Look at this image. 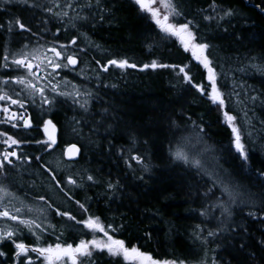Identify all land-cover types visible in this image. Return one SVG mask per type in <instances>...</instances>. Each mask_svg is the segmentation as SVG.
<instances>
[{"label": "trees", "instance_id": "trees-1", "mask_svg": "<svg viewBox=\"0 0 264 264\" xmlns=\"http://www.w3.org/2000/svg\"><path fill=\"white\" fill-rule=\"evenodd\" d=\"M58 2L63 6L65 0ZM33 3L53 6L51 0H28V5ZM92 3L95 5L96 0ZM212 4L213 0H180L184 13L180 22L193 21L198 25L193 28L198 41L202 38V42L210 45L208 52L217 73L218 87L226 94V108L221 110L186 83L178 69L141 70L144 64L154 60L162 64H186L194 82L206 84L203 68L183 50L178 39L166 37L134 0H100L99 7L83 11L65 8L69 16L77 12L90 14V22L79 29L88 37L84 43L75 29L64 30L68 27V17L63 18L61 26L55 18H50V13L29 7L23 0L0 4V25L4 26L0 29V64H3L5 48L12 53L27 44L26 51H30L38 46L37 41L47 48L54 41L67 44L75 36L79 47H86V53L78 57L82 60L78 68L62 73L57 80L66 78L70 83L67 86L61 83V86L72 89L74 84L82 91L93 93L89 111L83 112L71 98L61 96L56 97V104L43 115L38 104H29L35 130L43 119H52L56 124L58 146L49 154L43 147L34 148L28 143L19 153L40 156L42 160L33 159L31 163L17 160L11 166L6 165L7 175L0 174V185L14 194L5 197L24 207L22 218L36 219L45 228L48 221L56 226L54 230H47L42 244H54L57 236L61 242L73 245L81 239L92 238V233L82 224L55 215L53 210L59 207L60 211L75 215L77 220L86 219L88 215L100 217L106 226L112 224L118 229L109 234L156 260H184L185 264H200L201 260H206L211 264L216 257L220 264H264V245L260 244L264 240V223L261 222L264 211L260 210L264 198V11L261 10L264 0H215L216 11L212 10ZM228 9L233 10L234 15L219 19ZM209 15L215 19L205 20ZM16 18L30 26L32 32L14 26L9 33L8 22ZM44 20L49 21L46 26L42 24ZM57 28H61L58 37L54 35ZM109 59H128L137 67L112 66L107 72L101 71L96 61L106 65ZM3 71L7 75L0 79L24 73L12 68L0 69ZM12 87L16 85L0 84L5 91L10 92ZM228 93L232 95L229 97ZM253 96L257 97L254 103L249 99ZM245 108L251 125L242 119ZM224 110L237 116V124L244 133L247 161L234 148L231 129L223 122ZM73 118L80 122L73 123ZM173 121L181 130L173 126ZM193 121L204 129L201 134L204 143L197 141L198 129H194ZM0 131L23 141L36 136L29 130L14 131L5 124H0ZM248 132L252 133L251 137ZM181 136L186 139L181 140ZM69 144L80 148L78 159L69 162L70 168L64 167L66 160L61 156L62 148ZM205 145L210 151L204 152ZM2 148L0 144V151ZM170 148L197 156L209 171L222 169L221 175L227 173L232 183L242 186L256 206L233 205L234 216L223 226L225 230L215 238L207 237V231L217 228L223 219L220 209L213 207L216 197L222 200L228 197L221 196L217 188L215 197L206 198L203 193L211 186L209 178L197 175L195 168L176 161ZM132 156L143 158L148 170H144V164L132 160ZM57 158L62 162L60 168L55 172L48 170L56 168ZM54 174L64 178L63 191L51 181ZM68 175L81 186L67 185ZM87 175H93L97 182L87 181ZM117 181L116 189L108 188L109 182L116 184ZM40 196L53 205V210L46 213L48 221L45 222V214L27 211V207L46 208ZM77 200L85 204L87 213L79 208ZM205 209L210 213L207 217L200 215ZM250 211L255 217L248 215ZM9 223L15 226L14 222ZM197 225L204 229L199 239ZM21 239L30 245L36 242L27 229ZM204 239L209 243L204 244ZM241 244L245 245L243 249ZM0 251L6 254L0 257V264H23L24 257L19 260L14 257L11 241L0 243ZM29 255L36 259L35 253ZM94 257L95 264H128L122 257H111L106 252H94ZM37 264L42 262L37 261Z\"/></svg>", "mask_w": 264, "mask_h": 264}, {"label": "snow or ice", "instance_id": "snow-or-ice-1", "mask_svg": "<svg viewBox=\"0 0 264 264\" xmlns=\"http://www.w3.org/2000/svg\"><path fill=\"white\" fill-rule=\"evenodd\" d=\"M7 2L10 3L11 0H7ZM23 3L28 5V0H23ZM51 3L53 6L36 3L28 6L41 8L42 10L47 11L51 14L50 18H55L61 26L64 25L63 18L68 17V27L64 30L68 31L75 29L81 37V42H86L88 40L86 33L80 32L79 29L84 24L90 22V14L81 15L77 12L76 15L69 16V12L64 9L67 8L73 11L77 8L81 11L84 9L91 10L94 7H99L100 0H96L95 5H93L92 0H65L63 6L58 0H51ZM135 3L139 6V9L142 12L150 15L155 25L159 27L160 31L164 33L166 37H175L178 39L183 50L185 52H190L191 57L198 63V65H202L203 68L206 69L207 83H195L194 78L190 75V67L186 64H162L154 60L151 64H144L141 70L148 68L153 70L157 68H171L175 71L178 69V74H183L182 78L186 83L195 88L202 96L207 95L213 105H216L220 109H225L226 94L220 90V87H218L217 73L212 66L213 61L210 59V53L208 52L210 45L206 42H202V38L198 41L197 32L193 30V28H198V25H194L193 21L188 20L186 22H180V18L184 15L180 6V0H135ZM256 6L258 8L260 7L259 4ZM211 7L213 11H216L217 5L215 4V0H213ZM54 9L59 10L55 11ZM261 10L264 11V9ZM232 15H234L233 10L228 9L224 11L223 16H219V19L231 17ZM100 19H103V16H101ZM204 19L212 20L215 19V17L209 15L205 16ZM48 23V20L42 21V24L45 26ZM14 26H18L21 31L32 32L31 27L24 22H21L19 18H16L14 22H8L9 33L12 32ZM3 27V25H0V29ZM60 31L61 28H57L54 35L58 37ZM33 35H36V33H33ZM37 45V47L32 48L30 51H26L29 46L25 44L19 51L12 53L9 52L8 48H5L3 64H0V69L7 70L12 68L14 71L21 69L24 70V74L8 76L7 79H0V84L2 85L9 87L12 85L21 86L20 91H16L15 88H12L11 93L0 88V102H5L4 104H0V116H2V118H0V124H8L13 129L22 128L28 130L33 128V119L27 111V104H31L32 106L38 104L41 109V114L43 115L56 104V97L58 96L71 98L73 104L78 105L79 109L83 112L87 113L89 111L90 100L93 97V93L87 90L82 91L74 84L72 85V91H62L61 83L67 86L70 81L63 77L57 80L61 71L66 69L74 71L78 63H82V60L78 59V57L80 54L86 53V47H79L77 44V37L75 36L71 38L69 43L59 44L58 47L55 41L52 43L51 47L47 48L45 45L40 44L39 41H37ZM49 53L51 55H49ZM33 61H35V63ZM96 64L100 65V69L103 72L109 71V68L112 66L119 69L137 67V64L130 63L128 59H109L106 65H101L100 61L97 60ZM83 71L84 69L82 68L81 72ZM6 75V71L0 72V76ZM49 93H51V95ZM13 95H15L16 98H13ZM227 95L230 97L232 94L228 93ZM237 95L239 94L237 93ZM37 97H39V99H37ZM249 99L254 103L257 100V97L253 96ZM238 103L241 102L238 101ZM12 106H16L17 110H12ZM242 110L244 113L242 119L248 125H251V119L248 117V110L246 108ZM223 117L233 134V144L236 152L240 154L244 161H247L249 157L245 148V143L243 142L244 133L242 132L241 127L237 124V116L224 110ZM79 122L80 121L73 118V123L78 124ZM262 123H264V121H262ZM192 124L194 125V129H198L196 132L197 141L199 143H204L203 136L201 135L204 129L194 121ZM41 125L46 139L35 140V143L42 145L44 151L50 154L57 146V126L53 123L52 119H43ZM173 126L178 131L181 130V126L175 121H173ZM76 130L77 129L74 127L73 131ZM247 134L249 137L252 135L251 132H248ZM185 139V137L181 136V140ZM24 143H32V141H23L14 138V136L9 135L6 131H0V144L7 146V148L0 153V174L7 175L6 165H13L12 158L23 160L27 163H31L33 159L37 162L42 160V157L40 156L31 157L26 152L18 153L16 150H8L13 146L20 147ZM207 151H210V149L205 145L204 152ZM78 153L79 148H77L75 144L68 147L66 153H61V156L66 154L68 157V161L63 162L64 167L70 168L72 165L69 162L73 161ZM170 154L176 161L182 162L190 168H195L197 175L207 176L209 178L211 186L207 187L203 193L206 198L210 199L211 197H215L216 194L214 189L217 188L220 189L221 196L226 195L228 197L227 200H222L220 197H216L213 207L220 209V215L223 219L220 220L217 228L209 229L207 231V237L215 238L220 232L225 230L223 226L227 221L232 220L234 216L233 205L239 206L243 204L245 206H256L254 199L247 192L242 190V186L232 183L228 179L227 173L221 175V172H223L222 169H220L219 172L215 170L209 171V169L205 167L202 159L197 158V156H190L180 149L172 150L170 148ZM131 159L135 160L137 163L144 164V170H148V165L140 156H132ZM61 163L60 158H57L55 161L56 168H49L48 170L55 172L60 168ZM43 166L44 165H42V167ZM217 168H219L218 164ZM50 179L55 182L56 187H59L60 190L63 191V187H61V184L64 181L63 177L58 178L57 175L54 174ZM86 179L93 183L97 182L93 175H87ZM66 184L73 187L81 186L72 175L67 176ZM118 186L119 181H117L116 184L111 182L108 183L109 189L114 190ZM0 193L3 194L0 195V220L12 221L15 224L13 227L5 223V226L0 228V243L11 241L15 248L14 257L17 260H19L20 257H24L23 264H37V261H41L42 264H95L94 252H106L111 257H122L125 262H128V264H185L184 260H156L150 254L141 251L135 246L129 247L126 245L125 240L115 238L113 235L109 234L110 232L118 231V229L113 227L112 224L106 226L101 221L100 217L93 215H88L86 219L77 220L75 215L68 211H60L59 207H56L53 210V205L48 203L44 196H40L39 199L45 202L46 208L42 207L34 209L32 207H27V211L29 213L39 211L40 213L45 214L44 218L47 219L48 216L46 213H48V210H53L55 215L67 217L70 221L82 224L85 229L92 233V238L89 240L81 239L74 246L72 243L61 242L60 236H57L54 244H42L41 241L43 236L47 233V230L49 228L54 230L56 226L49 221L45 228L42 227V224L38 223L36 219L22 218L20 214L24 211V207H14V209L10 210L7 205L3 204L5 196L14 194L9 193L8 188L3 185H0ZM76 204L83 212H88V208L85 207V204L78 200L76 201ZM260 210L264 211V198L261 200ZM209 214L210 213L207 209L200 213L201 216L205 217ZM248 215L255 217V213L251 211ZM261 222L264 223V220ZM25 229H27L29 234L35 237V244H26L21 239ZM196 229L197 238L199 239V233L203 232L204 229L201 225H197ZM97 233H102L103 237H98L96 235ZM62 234L63 233H61V235ZM202 242L204 244L209 243L207 239H204ZM260 244L264 245V240H261ZM217 247H219V245ZM240 247L243 249L245 245L241 244ZM213 251L215 250L213 249ZM29 253H35L36 259L34 260ZM5 255L6 254L3 251H0V257ZM200 264H208V262L206 260H201ZM211 264H220V261L216 257H213Z\"/></svg>", "mask_w": 264, "mask_h": 264}, {"label": "flooded vegetation", "instance_id": "flooded-vegetation-1", "mask_svg": "<svg viewBox=\"0 0 264 264\" xmlns=\"http://www.w3.org/2000/svg\"><path fill=\"white\" fill-rule=\"evenodd\" d=\"M57 45V47L59 46V44H56ZM49 55H51L50 53H49ZM78 65H79V63H78ZM78 65L76 66V68H75V70L78 68ZM21 70H23V69H21ZM35 70V69H34ZM74 70V71H75ZM24 71V70H23ZM74 71H71V72H74ZM69 72V70H63V71H61L60 72V75L62 74V73H68ZM46 83V82H45ZM12 88H15V90L16 91H20V89H21V86H19V85H16V87H12ZM12 88H10V93H11V91H12ZM13 98H16L15 97V95H13ZM37 99H39V98H37ZM5 102H0V104H4ZM28 106H29V104H27V111H28V113L30 114V110H29V108H28ZM12 110H17L16 109V106H12ZM19 111H23V110H19ZM0 118H2V116H0ZM6 126H8V127H10L12 130H14V131H17V132H19L20 130H24V129H22V128H16V129H13L10 125H8V124H5ZM36 128H35V126L33 125V128L32 129H28L29 131H32V132H34V135H36L37 137H39L40 139L39 140H43V139H45V137H44V135H43V131H42V125H40L38 128H37V130H35ZM57 129H58V127H57ZM25 131V130H24ZM58 134H59V129H58ZM36 136L35 137H33V138H31L30 140L32 141V143H30L31 145H33V147L35 148H40V147H43L42 145H39V144H36L35 143V140H38L37 138H36ZM3 145V144H2ZM26 145H28V143H24V144H22L20 147H16V146H13L12 148H9L8 150L9 151H12V150H16L18 153H19V151L21 150V148H22V146H26ZM70 145V144H69ZM57 146H58V141H57ZM56 146V147H57ZM68 145H66L65 147H63L62 148V153H64V151H65V149H66V147H67ZM7 148V146L6 145H3V148H2V150L0 151V153H2L5 149ZM63 157H64V155H63ZM12 160H13V162H15V161H17L16 159H13L12 158ZM9 166H11V165H9ZM75 246V245H74Z\"/></svg>", "mask_w": 264, "mask_h": 264}, {"label": "rangeland", "instance_id": "rangeland-1", "mask_svg": "<svg viewBox=\"0 0 264 264\" xmlns=\"http://www.w3.org/2000/svg\"><path fill=\"white\" fill-rule=\"evenodd\" d=\"M19 0H11V2H18ZM135 1V0H134ZM3 2H7V0H0V4L1 3H3ZM145 13V12H144ZM145 14H147L149 17H150V15L148 14V13H145ZM150 19H151V17H150ZM152 20V19H151ZM153 21V20H152ZM154 22V21H153ZM157 26V25H156ZM180 44V43H179ZM180 46L182 47V45L180 44ZM183 48V47H182ZM43 50V49H42ZM189 54H190V56H191V53L190 52H188ZM192 58V57H191ZM193 59V58H192ZM194 60V59H193ZM195 61V60H194ZM34 63H35V61H33ZM196 62V61H195ZM197 63V62H196ZM202 68H203V66L202 65H200ZM203 70L205 71V76H206V69H204L203 68ZM21 74H24V73H21ZM53 82H55V81H53ZM45 83V82H44ZM206 83H207V80H206ZM61 90L62 91H66V92H70V91H72V89H70V88H65V86H61ZM50 95H51V93H49ZM206 97H207V95H205ZM62 97V96H61ZM208 98V97H207ZM220 109V108H219ZM221 110V109H220ZM222 117H223V114H222ZM223 122L227 125V123L225 122V120H224V117H223ZM228 126V125H227ZM234 138V137H233ZM0 195H3L2 193H0ZM11 198H9L8 199V197H4V199H3V204H5V205H7L8 207H9V209L10 210H12V209H14V207H19V205H20V203H18V202H15L13 199H11ZM35 209H38V208H35ZM34 212H36V211H34ZM44 222L45 221H48V220H46V219H44L43 220ZM9 222H12V221H4V220H0V228H2V227H4L5 226V223H7L8 225H10V223ZM49 222V221H48ZM51 222V221H50ZM47 226V225H46ZM98 237H100V238H102L103 237V234L102 233H97L96 234Z\"/></svg>", "mask_w": 264, "mask_h": 264}, {"label": "water", "instance_id": "water-1", "mask_svg": "<svg viewBox=\"0 0 264 264\" xmlns=\"http://www.w3.org/2000/svg\"><path fill=\"white\" fill-rule=\"evenodd\" d=\"M138 7H139V6H138ZM43 135H44V134H43ZM56 136H57V141H58V129H57ZM44 137H45V139H46V136H45V135H44ZM71 145H73V144H70V145H68V146L66 147L64 153H66L67 148L70 147ZM75 145H76V144H75ZM76 146H77V145H76ZM77 148H79V147L77 146ZM79 154H80V148H79V153L74 157L73 161H70V162H74V161H76V160L78 159V157H79ZM13 159H15V158H13ZM64 159H65L66 161H68V157H67L66 154L64 155Z\"/></svg>", "mask_w": 264, "mask_h": 264}]
</instances>
